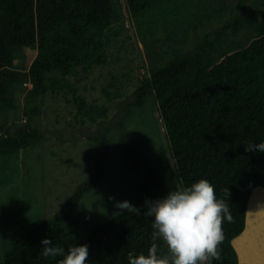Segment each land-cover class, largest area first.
Segmentation results:
<instances>
[{
	"label": "trees",
	"instance_id": "trees-1",
	"mask_svg": "<svg viewBox=\"0 0 264 264\" xmlns=\"http://www.w3.org/2000/svg\"><path fill=\"white\" fill-rule=\"evenodd\" d=\"M209 1L0 0V111L15 106L12 93L7 94L12 81L31 83L23 106L25 121L14 126L0 119V156L41 142V129L31 118L40 112L36 99L48 90L72 93L83 121L106 117L107 106L76 94L77 85L68 76L88 74L106 62V33L123 14L120 4L135 21L149 60V74L139 79L132 98L123 104L120 125L153 95L164 137L133 202L140 213L119 212L76 236L78 202L103 174L97 161L88 178L51 217L24 219L29 227L11 240L0 264H56L60 257L39 255L45 238L65 252L71 245L87 244L89 264H128L129 252L147 254L153 242V217L144 214L145 200L162 198L201 178L214 186L217 198L228 200L233 217L231 223L222 224L225 239L219 245L220 259L212 264L238 263L232 239L245 227L252 189L264 188V153L245 151L250 142H264V0H238L229 18L202 32L191 48L183 45L179 50L181 44L174 36L179 30L188 37L211 21ZM160 28L173 35L174 46L163 54H158L152 39ZM18 56L26 61L21 77L14 70ZM87 135L101 141L104 158L109 148L104 136ZM120 138L127 170L138 169L142 162L138 143L125 133ZM156 243L161 254L167 252L159 239Z\"/></svg>",
	"mask_w": 264,
	"mask_h": 264
},
{
	"label": "rangeland",
	"instance_id": "rangeland-1",
	"mask_svg": "<svg viewBox=\"0 0 264 264\" xmlns=\"http://www.w3.org/2000/svg\"><path fill=\"white\" fill-rule=\"evenodd\" d=\"M237 2L210 0L211 21L198 26L188 37L179 30L180 34L174 35L181 44L178 49L181 50L183 45L191 48L202 32L229 18L237 9ZM120 11L123 14L119 21L113 23L106 33L109 38L106 62L94 66L88 74L81 72L68 76L77 85L76 94L84 96L90 103L107 106L105 119L81 120L72 93L64 95L48 90L36 99L40 112L31 118V123L41 129V142L21 149L17 154L0 156V260L11 240L29 227L24 219L28 215L51 217L73 190L88 178L97 161L103 174L96 186L85 191L78 202L74 213L79 220L76 236H83L93 225L119 213L114 206L116 202L127 200L133 204L140 192L143 174L164 143L158 102L153 95L127 114L123 120L125 123L120 125L123 104L132 98L139 79L149 74L145 42L123 4H120ZM180 24L186 25L185 22ZM172 37L163 28L156 30L152 39L158 54L174 46ZM15 62L14 70L17 77H21L26 67L25 58L18 56ZM18 79L10 81L7 88L8 96L13 95L15 106L0 111V119H7L14 126L28 117L23 106L31 87L29 81L21 83ZM87 133L104 136L109 146L104 158L101 152L105 147L101 141ZM123 133L133 137L140 147L142 162L136 170H127L125 147L120 138Z\"/></svg>",
	"mask_w": 264,
	"mask_h": 264
},
{
	"label": "clouds",
	"instance_id": "clouds-1",
	"mask_svg": "<svg viewBox=\"0 0 264 264\" xmlns=\"http://www.w3.org/2000/svg\"><path fill=\"white\" fill-rule=\"evenodd\" d=\"M245 151L264 153V142H250ZM223 191L226 197L230 195L228 189ZM228 205V200L217 198L214 186L203 178L188 187L168 191L162 198L146 199L144 214L153 217V242L147 254L129 252L128 264H212L213 260H219V245L225 239L222 224L225 220L233 221ZM114 206L120 212L140 213L127 200ZM158 239L166 247V253L159 252ZM40 245V256L60 257L56 264H89L87 244L71 245L66 252L49 238L42 239Z\"/></svg>",
	"mask_w": 264,
	"mask_h": 264
},
{
	"label": "bare ground",
	"instance_id": "bare-ground-1",
	"mask_svg": "<svg viewBox=\"0 0 264 264\" xmlns=\"http://www.w3.org/2000/svg\"><path fill=\"white\" fill-rule=\"evenodd\" d=\"M247 205L245 229L234 242L240 264H264V191L253 189Z\"/></svg>",
	"mask_w": 264,
	"mask_h": 264
},
{
	"label": "crops",
	"instance_id": "crops-1",
	"mask_svg": "<svg viewBox=\"0 0 264 264\" xmlns=\"http://www.w3.org/2000/svg\"><path fill=\"white\" fill-rule=\"evenodd\" d=\"M254 190H263L264 191V188L263 187H261V186H256V187H254L253 188ZM252 189V190H253ZM252 192V191H251ZM248 207V206H247ZM245 226H246V222H245ZM243 231V230H242ZM240 235V234H239ZM238 235V236H239ZM237 236H235L233 239H232V243H233V245H234V247H235V249L237 250V254H238V260H240V253H239V251H238V249H237V247H236V245H235V238H236ZM238 263H239V261H238Z\"/></svg>",
	"mask_w": 264,
	"mask_h": 264
},
{
	"label": "water",
	"instance_id": "water-1",
	"mask_svg": "<svg viewBox=\"0 0 264 264\" xmlns=\"http://www.w3.org/2000/svg\"><path fill=\"white\" fill-rule=\"evenodd\" d=\"M246 214H247V212H246ZM238 264V263H237Z\"/></svg>",
	"mask_w": 264,
	"mask_h": 264
}]
</instances>
